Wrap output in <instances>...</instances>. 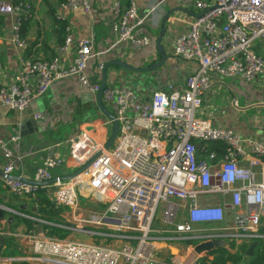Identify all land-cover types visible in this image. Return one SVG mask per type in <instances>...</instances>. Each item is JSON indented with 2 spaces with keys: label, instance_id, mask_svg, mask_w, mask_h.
Instances as JSON below:
<instances>
[{
  "label": "built area",
  "instance_id": "2783aa9c",
  "mask_svg": "<svg viewBox=\"0 0 264 264\" xmlns=\"http://www.w3.org/2000/svg\"><path fill=\"white\" fill-rule=\"evenodd\" d=\"M195 5L198 15L176 39L174 55L196 62V71L184 84L170 82L147 100L129 84L106 85L103 102L115 106L120 125L112 147L105 149L107 143L100 142L92 129H80L63 143L77 164L74 171L102 151L85 171L47 185L8 178L21 162L12 148L21 137H0V153L6 159L0 180L14 196L37 201L38 191L44 189L56 208L72 211L75 229L92 227L88 232L96 236L125 241L107 245L60 238L34 225L28 233L15 235L37 264H180L161 253L183 243L193 250L186 264H202L209 251L198 253L195 247L204 242L222 239L223 246L235 253L240 245L264 241V142L214 126L211 119L199 115L212 74L248 82L264 77V56L257 51L264 39V0H196ZM22 6L0 0V13L14 17L12 40L18 49L27 46L21 33L26 18ZM91 8L90 0H63L57 15L63 20L64 12L89 13ZM113 8L117 43L135 50L151 43L149 36L136 34L145 18L135 0L126 8L116 0ZM71 42L68 33L62 49ZM94 55L92 38L78 41L68 65L59 56L43 60L21 55L14 83L9 87L0 83V104L23 112L54 83L69 77H77L81 86L98 93L101 82L87 73ZM103 67L99 65L100 70ZM209 142L225 147L210 149ZM65 163L64 156H48L30 180L52 179V169ZM88 194L105 209L80 211V196ZM69 226L64 225L72 229Z\"/></svg>",
  "mask_w": 264,
  "mask_h": 264
},
{
  "label": "crops",
  "instance_id": "0c3cea01",
  "mask_svg": "<svg viewBox=\"0 0 264 264\" xmlns=\"http://www.w3.org/2000/svg\"><path fill=\"white\" fill-rule=\"evenodd\" d=\"M23 4L26 15L23 24V36L27 41L24 49H18L12 40V25L14 17L0 13V83L9 87L15 81L20 66V56L30 59L49 60L59 56L64 65L74 58L78 41L84 38L94 40L95 55L89 62L87 73L102 83L103 70L112 61L120 60L131 66H148L159 62L162 53L158 41L166 53L164 64L158 69L159 75L152 77L147 86L132 83L125 77L137 73L118 65L107 67V84L126 83L132 86L142 99H148L156 89H164L168 83L184 84L186 78L197 69L194 61L175 57L174 45L176 39L188 31L191 22L198 15L196 0H135L140 16L145 18L137 27V35H147L151 43L135 50L126 43H117L113 30L115 21L113 5L116 0H90L91 11L64 12L63 21L57 13L62 11L63 0H7ZM122 8H126L130 0H119ZM214 3L216 0H204ZM156 6L155 9L152 7ZM164 23V19L169 15ZM66 24L63 30L62 25ZM69 27V29H67ZM72 34V42L66 44L67 34ZM257 51L264 56V39L257 44ZM104 64L102 70L99 65ZM118 72L119 76L115 74ZM212 85L204 96V103L199 115L211 119L214 126L233 129L244 138L259 139L264 142V77L259 76L252 82L239 77L229 78L212 74ZM97 93L79 84L77 77H69L54 83L49 91L37 99L31 107L18 112L0 104V137L8 139L20 135L18 142L12 143L14 155L21 162L17 164L14 174L27 179H33L38 167L49 157L64 156L67 163L52 169L54 177L74 172L77 166L64 142L80 129L96 130L94 135L100 142L108 143L113 131V124L108 123L107 115H101L96 108ZM115 113V106L111 109ZM110 105V104H109ZM99 106V105H98ZM38 113L43 118H36ZM97 126L96 128L94 126ZM6 163L0 153V170ZM82 201V199H81ZM84 202V201H82ZM0 237H14V245L10 248V256L2 255L8 249V244L2 241L0 245V264H15L27 261L37 264L35 259L26 255V245L15 234H26L31 229L23 221H33V227L40 230L41 226L33 217H37V203L30 196H14L5 183L0 180ZM66 224L73 220L72 211L60 210ZM39 218V217H37ZM40 219V218H39ZM42 220V219H41ZM44 221V220H43ZM74 221V220H73ZM172 249V250H171ZM196 251V250H195ZM166 257L173 262L186 264L193 250L186 243L174 244L165 249Z\"/></svg>",
  "mask_w": 264,
  "mask_h": 264
},
{
  "label": "trees",
  "instance_id": "16d2710c",
  "mask_svg": "<svg viewBox=\"0 0 264 264\" xmlns=\"http://www.w3.org/2000/svg\"><path fill=\"white\" fill-rule=\"evenodd\" d=\"M63 21V20H62ZM25 21H23L24 24ZM63 30L66 29V24L62 25ZM23 29V25H22ZM23 36V30L21 31ZM24 37V36H23ZM208 147L210 149L216 148L218 151H221L225 145L219 142H209ZM38 206V211L36 216L44 220V222H37L43 230L48 232V234L60 238L67 237L71 230L67 227H64L66 223L61 217L59 208H56L44 189L38 191V200L36 201ZM23 221L29 226V229L33 228V221L28 219H23ZM101 237V236H100ZM103 238V237H102ZM14 237H0V245L2 241L8 244V249L2 253V255L10 256V248L14 245ZM108 240H113L111 237H106ZM247 245H240L235 253H232L229 248L226 246H220L210 250L207 255L203 258L202 264H241L245 260L244 254L247 250ZM1 251V249H0ZM209 256H213L212 259ZM15 264H28L27 261H18ZM247 264H264V242L259 241L258 247L255 251V255L248 261Z\"/></svg>",
  "mask_w": 264,
  "mask_h": 264
},
{
  "label": "water",
  "instance_id": "95a60500",
  "mask_svg": "<svg viewBox=\"0 0 264 264\" xmlns=\"http://www.w3.org/2000/svg\"><path fill=\"white\" fill-rule=\"evenodd\" d=\"M171 14H169L165 19H164V23L165 21L168 20L169 16ZM160 41L161 39H159L158 41V45H159V51L162 53V58L159 62H156V63H153L151 65H148V66H141V67H136V66H131L129 64H126L120 60H115V61H112L111 63L107 64L103 70V79H102V83H101V89L100 91L97 93V102H98V105H99V108L113 121V131L111 133V136H110V139L108 141V143L105 145V149H109L110 147H112V145L114 144V141L117 137V134H118V131H119V121L116 119V115L111 112L104 104L103 102V98H102V93H103V90L107 84V67L110 65V64H114V65H118L122 68H125V69H129L131 72H134V73H137V75L135 76H132V75H128L127 77H125L126 79H128L130 82L132 83H139L141 86H147L152 77H154L155 75L158 76L159 75V72H158V69L164 64L165 60H166V53L164 52L163 48L161 47V44H160ZM116 76H119L118 72L115 74ZM200 144V143H198ZM102 153L99 152L97 153L96 155H94V157H92L88 162H86L82 167H80L78 170L72 172V173H69V174H66V175H62V176H58V177H53L52 179H49V180H45V181H33V180H30V179H27L21 175H15V174H12V175H7L6 177L8 178H13V179H20V180H23V181H27V182H30V183H33V184H37V185H47V184H51V183H54V182H57V181H63V180H68L72 177H75L77 176L78 174H80L81 172L85 171L96 159L97 157ZM0 173L3 174V171L0 170ZM3 209H0V216L2 217L3 216ZM70 225V224H68ZM84 231H90L89 228L85 227L84 228ZM225 243H224V240L222 239H215V240H212V241H208V242H204L202 244H199V245H196L195 247V250L196 252L198 253H201V252H204V251H210L214 248H218L220 246H223ZM258 245V241H253L249 247L247 248L246 250V259L243 260L241 262V264H247L248 261L255 255V250H256V247ZM213 264H216L215 262Z\"/></svg>",
  "mask_w": 264,
  "mask_h": 264
},
{
  "label": "rangeland",
  "instance_id": "374dc122",
  "mask_svg": "<svg viewBox=\"0 0 264 264\" xmlns=\"http://www.w3.org/2000/svg\"><path fill=\"white\" fill-rule=\"evenodd\" d=\"M107 106L111 109V104H107ZM80 198L82 199V202L80 204V211H84L85 209L89 210V209H95L96 211H102L103 209H105V204L100 203L95 197H93V195L88 194L86 196H80ZM70 223L72 229L71 233L66 237V238H74V239H79V240H83V241H90V242H96V243H103V244H107V245H121L122 243H124V240H108L106 239V237H100V236H96V234H92L89 232H85V231H81V230H77L75 228H77V223L75 221H71V222H67ZM89 229L94 230V228L90 227ZM261 242H264L263 240H260ZM244 257L246 259V252L244 254Z\"/></svg>",
  "mask_w": 264,
  "mask_h": 264
}]
</instances>
